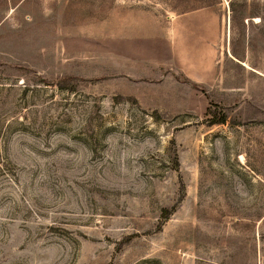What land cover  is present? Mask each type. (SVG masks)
Segmentation results:
<instances>
[{
  "label": "rangeland",
  "instance_id": "374dc122",
  "mask_svg": "<svg viewBox=\"0 0 264 264\" xmlns=\"http://www.w3.org/2000/svg\"><path fill=\"white\" fill-rule=\"evenodd\" d=\"M0 264H264V0H0Z\"/></svg>",
  "mask_w": 264,
  "mask_h": 264
},
{
  "label": "trees",
  "instance_id": "16d2710c",
  "mask_svg": "<svg viewBox=\"0 0 264 264\" xmlns=\"http://www.w3.org/2000/svg\"><path fill=\"white\" fill-rule=\"evenodd\" d=\"M233 13H235L234 10H233ZM226 121H227L226 118L223 117V118H222L221 120H219L218 123H216V124H224V123H226Z\"/></svg>",
  "mask_w": 264,
  "mask_h": 264
}]
</instances>
